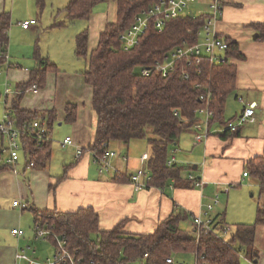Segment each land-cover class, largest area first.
<instances>
[{
	"label": "trees",
	"instance_id": "obj_1",
	"mask_svg": "<svg viewBox=\"0 0 264 264\" xmlns=\"http://www.w3.org/2000/svg\"><path fill=\"white\" fill-rule=\"evenodd\" d=\"M45 1L36 0V4L43 8ZM100 1L70 0L63 9L66 20L55 22V25L62 26L77 19H90L94 7ZM112 1L116 2L117 18L106 24L96 47L89 49L88 30L80 32L76 37L75 54L87 61L83 75L92 88V108L97 116L94 140L88 149L96 156H101L107 149L105 144L109 146L113 141L129 144L146 139L150 145L146 163V170L151 176L148 187H167L172 181L194 187L188 177H182L184 166L177 162L168 164L171 151L179 145L184 134L194 132L193 127L199 121L197 109L205 105L200 96L207 91H212L210 106L214 117L211 119V128L216 127L215 125L225 126L233 120L225 118L227 98L236 89L237 61L244 60L245 55L238 41L226 38L229 60L225 63L213 64L203 59L200 64L201 72H198L197 64L180 63L167 77L155 71L144 76L142 68L162 60L184 40L194 42L196 32L205 17L186 15L171 19L162 32L150 28L144 33L139 45L126 50L121 35L132 25L135 16L152 6L156 0ZM10 26L11 14L6 10L1 11L0 68L5 67L9 60ZM250 26L260 32L259 38L263 37L264 23ZM189 30L195 31L190 33ZM35 55L37 63L30 69V79L17 85L22 93L10 100V117L18 125L41 118L38 110L21 107L25 91L34 84L39 88L45 87L49 72H59L58 66L48 57H42L38 48ZM11 67L12 64L9 63V68ZM183 70L190 72L189 79H185ZM77 110L75 103L66 105L67 122L74 123L77 120ZM46 118H49V126L53 129L56 122L55 111L46 112ZM240 128L235 132L215 134L227 139L236 135ZM23 143V156L28 163L34 161L36 167L46 169L52 158V139L40 143L35 135H27ZM6 170L12 169L5 164L4 159H0V175ZM245 171L257 181L260 195L264 196V156L251 160ZM65 177L66 175L60 176L59 181ZM115 178L119 181H131L126 175ZM214 212L211 214L213 230L200 231L197 236L194 225L192 229L184 227L191 215L182 211H174L153 232L135 234L123 229L124 221L109 230L102 229L99 214L92 207L70 212L33 210L34 227L41 223L52 228L67 241L66 247L77 259L82 258L84 264H91V261L96 264H131L137 261L140 264H170L167 258H175L176 254L182 252L193 254L195 264H241L242 253L255 259L256 229L259 225H264V202L258 203L255 221L236 224L229 238L214 231L228 223L225 220L226 211L216 215ZM193 217L192 215V220ZM51 241L57 249L56 238L51 237Z\"/></svg>",
	"mask_w": 264,
	"mask_h": 264
},
{
	"label": "crops",
	"instance_id": "obj_2",
	"mask_svg": "<svg viewBox=\"0 0 264 264\" xmlns=\"http://www.w3.org/2000/svg\"><path fill=\"white\" fill-rule=\"evenodd\" d=\"M109 1L115 8L113 19L115 21L116 2ZM205 3V0H200L198 4L202 7ZM4 6V3L2 5L0 3V12L6 10ZM94 9L88 21L92 23L93 28L97 27V30L91 33L95 36L98 33V38L96 40L95 37L94 45L90 35V50L96 47L101 31L109 22L108 15L94 14ZM29 19L37 18L34 15L24 17L13 14V22L17 20V25L12 26L8 48L9 63L12 67L0 74L4 79L1 80L3 82L8 80L9 84H14V88L20 83L27 82L30 79V69L37 63L35 53L38 48L42 57H48L58 66L59 72H49L45 87L27 91L21 101V107L38 110L39 117L45 120L50 132L53 129L49 126L46 112L55 111V120L59 125H62L61 121H66L65 107L68 103L77 104L78 114L74 123L66 121L69 126L63 132V140L70 137L74 144L61 149L59 144L53 145L52 139V156L53 152L60 156L57 158L54 156V160L51 158L46 169L30 167L28 160L23 156L17 166L18 173L6 170L0 175V198L18 195L26 200L27 204L26 208L14 206V203L12 209L0 207V229L3 230L0 232V240L9 241L7 246L0 243V264H29L24 259H18L17 253L25 249L28 254V249L31 248L28 244L35 239V233L30 234L26 229L30 222L25 223L28 217L31 222L33 220L34 230V209L70 212L92 207L99 214L102 229L109 230L124 221L125 231L139 234L153 232L174 211L190 214V219L185 223L192 229L194 225L192 215L205 216L207 205L216 194L220 195L221 201L215 206V215L223 212L219 205L224 201L228 204L231 199H238V194H243L244 198V191L249 192L255 186L259 188L253 177L250 175L243 177V173L251 160L264 156V35L259 38L260 32L250 26L264 23V0H224L223 17L217 24L221 35L238 41L245 55L244 60L237 61V85L234 92H238L237 100L242 106L245 107L249 103L257 104L256 121L242 126L236 135L227 139L213 133L198 144L194 143V133L190 131L184 134L179 145L175 146L178 148L177 163L185 168L182 177L186 179L189 173L202 177L206 182L203 188L191 187L183 182L175 184L172 181L167 187L136 190L131 181L117 180L115 177L130 176L143 167L141 157L144 153L150 152L148 141L147 144L137 142L140 140L129 144L113 141L109 146L118 152V156L113 159V169L100 173L93 153L88 149L94 140L97 116L92 108V88L86 83L83 75L87 61L80 60L75 54L74 41L79 31H75L71 36L62 32L66 24L56 26L53 31L58 35V39L53 43L39 19L28 29L21 26L23 21ZM249 30L252 31L251 34L259 33V37L251 40ZM48 39L51 40L47 41ZM22 64L30 65L24 67ZM2 69L5 70V67ZM240 113L227 118L225 112V118L232 120ZM78 146L84 148V153L76 159L75 151ZM125 155L128 157L127 162L122 158ZM62 175L66 177L59 181ZM228 184H235L234 188L244 184V188L236 192L232 189L228 193L222 192L224 186ZM53 185L54 188H51ZM250 205L245 214L237 219L236 224L255 221L258 204L251 202ZM27 208L30 212H24ZM224 210L226 211V208ZM225 220L227 221L226 213ZM14 228L24 230V235L21 237L14 235L12 233ZM43 241L54 245L51 237ZM25 245L28 248H25ZM55 247L54 245V250ZM255 248L256 258L250 259L242 253L241 264H264V225H259L256 229Z\"/></svg>",
	"mask_w": 264,
	"mask_h": 264
},
{
	"label": "built area",
	"instance_id": "obj_3",
	"mask_svg": "<svg viewBox=\"0 0 264 264\" xmlns=\"http://www.w3.org/2000/svg\"><path fill=\"white\" fill-rule=\"evenodd\" d=\"M205 2L206 7L203 6V4L202 7H199L197 11H195L193 7L200 3V0H156L152 6L142 10L135 16L132 25L121 35L123 47L126 50L133 49L139 45L141 38L148 29L154 28L158 32H162L165 29L167 22L171 19L186 15L205 17L203 24L196 32V39L194 42L189 43L184 40L181 45L171 50L162 60H157L152 66L142 68L141 73L144 76H148L152 71H155L163 77H167L180 63H188V65L197 64L198 72H201L200 64L203 59H207L213 64H221L229 60L227 55L229 44L226 37L221 35L217 28V24L223 17L224 0H205ZM191 12L193 13L190 14ZM36 23V19H29L23 21L21 26L24 29H28L31 25ZM194 31L189 30L190 33H193ZM8 69L9 60L6 62L5 70L0 68V74ZM183 74L185 79L190 78V72L183 70ZM2 84L4 85V88L3 91H0V97L4 98L5 104V114L3 118L0 119V134L4 140L2 153L6 155L4 159L5 164H7L13 172L18 173L17 166L21 158L20 150L23 149L24 152V138L27 135H35L41 143L52 139V136L45 120L41 118H36L19 125L11 119L10 115L12 111L10 110L9 100L22 93V91L18 88L11 89L12 87L8 80ZM197 86H199V84H197ZM38 88V85L34 84L31 88L27 89L25 93L29 90L36 91ZM211 98L212 91L210 90L200 96V99L205 101V105L197 109L199 121L196 122L193 127V141L195 144L204 142L213 133H224L226 131L235 132L238 128L256 121L255 109L257 104L249 103L245 105L243 112L227 125L216 129L211 128V119L214 117V112L210 106ZM73 144V140L70 137L66 138L61 143L63 147ZM105 147H107V149L101 156H96L92 152L94 161L98 165L100 173H106L113 169V159L118 156V152L111 149L107 144H105ZM83 153L84 148L78 146L75 151L76 159H79ZM177 153L178 148H173L168 160L169 165L177 162ZM122 158L127 162V155ZM147 160L148 154L144 153L141 157L143 167L129 176L131 183L136 190L148 188L149 186L148 181L151 176L146 170ZM28 165L30 167L36 166L34 161H31ZM248 176V171H245L243 177ZM187 177L196 188H203L206 185V182L202 177L196 176L193 173H189ZM235 186V184L225 185L222 192L228 193ZM220 201V195L216 194L212 199V202L207 205L205 216L200 214L193 217V224L197 229V236H199L200 231L213 230V216L211 214L214 212L215 206H217ZM13 203L14 206H20L22 208L27 207L25 202L22 203L16 200ZM232 229L231 224L225 223L214 231L220 233L221 236H224L229 234ZM34 232L36 239H47L48 237L56 238L58 246L54 255L45 261H38L31 258L26 253L25 249H23L21 253H17L18 259H24L28 261L29 264H84L83 259H77L76 256L66 247L67 241L64 238L62 239V237H60L52 228H48L46 225L38 223L34 227ZM12 233L21 237L25 232L20 228H14L12 229ZM147 255L148 254H146V256ZM167 262L170 264L178 263L174 257L167 258ZM91 264L96 263L91 261Z\"/></svg>",
	"mask_w": 264,
	"mask_h": 264
},
{
	"label": "rangeland",
	"instance_id": "obj_4",
	"mask_svg": "<svg viewBox=\"0 0 264 264\" xmlns=\"http://www.w3.org/2000/svg\"><path fill=\"white\" fill-rule=\"evenodd\" d=\"M67 1L68 0H66V1L65 0H46L44 7L39 8L36 4V0H0L1 5H2V3H4L5 4L4 7H5L6 11L12 15L11 26H10V30H9V39H11V31H12L13 24L17 25V20H15L13 22V14H15L16 16H24V17L34 15V17L39 19V22L44 25L45 32H47L49 34L50 38L52 39V40L48 39L47 41L51 40L53 43H55V41L58 39V35H56V33H54L53 29H55V27L57 26V25H55V22H63L66 20L65 13H64L63 9L66 6L65 4L67 3ZM199 7H200L199 4L198 5L196 4L193 7V9L195 11H197V9ZM97 13H104L105 15H108L109 21H113V19L115 18V8H114L113 3L109 0L99 2L94 9V14H97ZM63 28H64V31H62V32H65L64 34L71 35V36L74 34L75 31H79V33H80L84 30H88L91 37L93 38L92 43H94V45H95L96 40L98 38V33L96 34V36L91 33L94 30H97V27L93 28L92 23H90L86 19H77L72 23L69 22ZM251 33H252V31L249 30V36L251 35L250 37L252 38V39L251 38H249V39L253 40L254 35L256 33H253V34H251ZM95 37H96V40H95ZM75 42H76V38H75L74 43ZM38 43H40L39 40H38ZM52 45H54V44H52ZM83 59L85 60V58H80V60H83ZM27 65H30V64H24L23 66L27 67ZM67 65H69V64H67ZM1 79L2 80H4V79L2 77H0V84H1L0 91H3L4 85H2L3 81ZM13 85L14 84L11 85V87H12L11 89H15ZM237 96H238V92L237 93L233 92L227 98V104H226V117L227 118L233 116L236 113H240V112L242 113L243 112L244 106H242V104L238 102ZM9 102H10V100H9ZM90 103H91V97H89V104ZM4 114H5L4 98L0 97V119L3 118ZM61 122H62V125H59L58 121H56L53 124V130L51 131L52 132L51 133L52 139L54 141L53 145L55 146V145L59 144L61 149H66L68 147H63L61 145V143L63 142V138H64L63 132L67 128V126H69V125L66 121H61ZM215 126H220V125H215ZM2 141H3V138L0 134V159H5L6 155H4L2 153V147H3ZM137 142H139L140 144L141 143L147 144L146 139H144V140L142 139V140L137 141ZM23 154H24L23 149H21L20 150L21 158L23 157ZM58 155L59 154L53 152L52 159L54 160V156H55V158H57ZM55 166H57V164ZM12 173H13V171H12ZM250 180L254 181L253 179H250ZM243 185L244 184H242L240 187L234 188L232 190H234V192L239 191L241 189L243 190V188H244ZM238 195H239L238 199H235V198L231 199L228 204L225 203V201H224L221 205H219L221 207L220 209L223 211H225L224 209L226 208L227 222L229 224H231L233 231L235 230V225L238 221L237 219H240V217L245 214V212L249 209V206H251L250 205L251 202L256 203V204L264 202V196L260 195L259 188L256 186H255V188L250 189L249 192L244 191V198H243V194L242 195L238 194ZM14 199L18 200L20 202H26V200L22 199L18 195L6 196L4 198H0V207H2L3 209L14 208V206H13V200ZM24 212H30V211L27 208ZM25 223H29L28 228H26L27 231L30 234H34L35 232L32 229L33 228V226H32L33 220L31 222V220L28 217V219L25 220ZM187 225L188 224L185 223L184 227H188ZM23 227H24V225H23ZM1 231L3 232L2 229H0V232ZM224 236L226 238H229L231 236V233L226 234ZM35 239H33L34 241L32 243L28 244L31 247L30 249H28V254H30L31 257H34V258H36L35 260L40 261V260H44V259L47 260L48 258H50L54 255V253L56 251V248L54 250V245H52L48 241H47L48 243H43V242H46V241H43L44 239H36V240ZM8 242L9 241L7 239L6 240H3V239L0 240V243L4 244L5 246H7ZM25 248H28V246H26ZM175 259L177 262H184L186 264H195L196 263L195 257L193 256V254L185 253V252L176 254ZM131 264H140V262L137 261V262H133Z\"/></svg>",
	"mask_w": 264,
	"mask_h": 264
},
{
	"label": "water",
	"instance_id": "obj_5",
	"mask_svg": "<svg viewBox=\"0 0 264 264\" xmlns=\"http://www.w3.org/2000/svg\"><path fill=\"white\" fill-rule=\"evenodd\" d=\"M193 12H191L190 14H192ZM259 37V33H256L255 35H254V38H258ZM176 264H186V263H183V262H178V263H176Z\"/></svg>",
	"mask_w": 264,
	"mask_h": 264
}]
</instances>
